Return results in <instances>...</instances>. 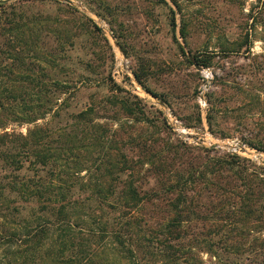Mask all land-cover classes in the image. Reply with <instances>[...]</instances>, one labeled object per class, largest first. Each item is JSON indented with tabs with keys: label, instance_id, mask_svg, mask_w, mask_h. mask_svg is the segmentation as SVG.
Listing matches in <instances>:
<instances>
[{
	"label": "rangeland",
	"instance_id": "1",
	"mask_svg": "<svg viewBox=\"0 0 264 264\" xmlns=\"http://www.w3.org/2000/svg\"><path fill=\"white\" fill-rule=\"evenodd\" d=\"M165 2L21 1L17 13L26 21L41 22L39 45L59 59V66L47 69L48 76L68 86L62 96L68 107L38 123L63 127L76 140H89L90 132L99 136L102 147L76 143L66 155L68 163L90 167L80 175L91 176L101 187L111 182L100 178L106 173L103 160L116 151L134 165V185L154 187L156 198L143 211L140 235L155 248L175 239L178 251L150 264H264V230L256 231L238 215L228 217L236 206L220 209V198L205 188H240L245 181L233 180L223 169L206 178L199 173L215 157L230 155L218 140L237 138L264 146V0H177V8ZM169 7L175 10V31ZM89 20L97 27L93 32L82 25ZM194 55L209 60L208 66H200ZM202 68L212 73L209 83ZM134 70L156 96L136 81ZM204 85L207 108L202 111L197 99ZM126 101L137 103L134 113L124 106ZM89 108L88 124L75 123L73 115ZM168 111L190 132L177 134L168 123ZM27 126L10 128L25 133ZM189 171L196 179L187 186L190 210L180 235L172 237L164 234L163 224L172 216L167 208L176 194L164 187ZM130 173L121 180L131 179ZM87 197L83 194L79 201L95 206Z\"/></svg>",
	"mask_w": 264,
	"mask_h": 264
},
{
	"label": "trees",
	"instance_id": "2",
	"mask_svg": "<svg viewBox=\"0 0 264 264\" xmlns=\"http://www.w3.org/2000/svg\"><path fill=\"white\" fill-rule=\"evenodd\" d=\"M21 1H0V264H150L172 257L178 251L177 240L169 238L155 248L140 235L143 211L155 200L156 192L154 187L134 185V165L126 156L121 151L109 152L107 166L104 160L102 163L107 174L100 178L111 182L101 187L91 176L80 175L90 167H83L81 161L70 164L66 155L76 143L85 148L102 147L99 136L90 132L89 140H76L63 127L48 121L38 123L49 114L59 116L60 110L68 107L67 98L62 97L68 86L48 76L47 69L59 66V59L39 45L41 22L26 21L17 13ZM170 1L178 7L177 0ZM169 12L175 31V10L169 7ZM82 25L87 32L97 28L90 20ZM194 59L200 66L209 64L196 55ZM134 78L156 96L143 85L137 70ZM136 104L124 102L130 113ZM91 110L72 118L87 125ZM12 124L30 126L23 133L11 129ZM215 158L199 172L204 178L223 169L231 172L233 180L245 181V187L240 188L205 187L220 198L216 205L222 210V206L235 205L237 211L229 212L228 217L238 215L256 231L264 230V166L245 164L232 154ZM128 170L132 180H121ZM195 182V172L189 171L186 177L183 174L175 184L164 187L176 194L167 208L172 216L168 214L163 224L164 234L180 235L190 210L187 186ZM83 194L96 205L81 203Z\"/></svg>",
	"mask_w": 264,
	"mask_h": 264
},
{
	"label": "built area",
	"instance_id": "3",
	"mask_svg": "<svg viewBox=\"0 0 264 264\" xmlns=\"http://www.w3.org/2000/svg\"><path fill=\"white\" fill-rule=\"evenodd\" d=\"M201 75L205 83H209L212 79V73L209 68H202ZM205 88L206 86L204 85L197 99V103L202 111H205L207 108V101L205 99V96L203 95V92L206 90ZM166 115H167L168 123L171 125L172 129L177 134L185 135L190 132L189 131L190 129L183 126L181 121L176 116H174L170 111H168ZM206 134L208 136L210 135L208 132H206ZM216 142H220L221 147L224 148L227 151V153L244 157L246 159L254 161L258 165L264 166L263 150L257 149L237 138H226V139H222L221 141L218 140Z\"/></svg>",
	"mask_w": 264,
	"mask_h": 264
}]
</instances>
